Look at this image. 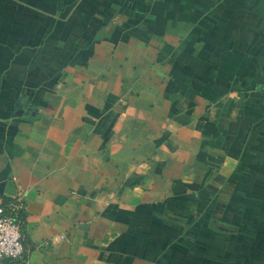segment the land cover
<instances>
[{"label": "crops", "instance_id": "obj_1", "mask_svg": "<svg viewBox=\"0 0 264 264\" xmlns=\"http://www.w3.org/2000/svg\"><path fill=\"white\" fill-rule=\"evenodd\" d=\"M13 197L20 264H264V0H0Z\"/></svg>", "mask_w": 264, "mask_h": 264}, {"label": "built area", "instance_id": "obj_2", "mask_svg": "<svg viewBox=\"0 0 264 264\" xmlns=\"http://www.w3.org/2000/svg\"><path fill=\"white\" fill-rule=\"evenodd\" d=\"M24 206L17 197L0 200V264H20L28 246L24 234ZM61 238V236H59Z\"/></svg>", "mask_w": 264, "mask_h": 264}]
</instances>
